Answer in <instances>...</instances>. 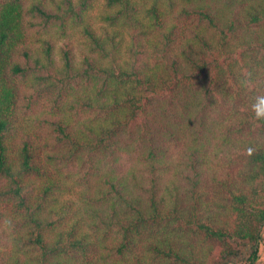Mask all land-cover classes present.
I'll return each mask as SVG.
<instances>
[{
    "label": "trees",
    "instance_id": "trees-1",
    "mask_svg": "<svg viewBox=\"0 0 264 264\" xmlns=\"http://www.w3.org/2000/svg\"><path fill=\"white\" fill-rule=\"evenodd\" d=\"M264 0H0V264H259Z\"/></svg>",
    "mask_w": 264,
    "mask_h": 264
},
{
    "label": "clouds",
    "instance_id": "clouds-1",
    "mask_svg": "<svg viewBox=\"0 0 264 264\" xmlns=\"http://www.w3.org/2000/svg\"><path fill=\"white\" fill-rule=\"evenodd\" d=\"M257 120H264V94L257 95L251 105Z\"/></svg>",
    "mask_w": 264,
    "mask_h": 264
},
{
    "label": "rangeland",
    "instance_id": "rangeland-1",
    "mask_svg": "<svg viewBox=\"0 0 264 264\" xmlns=\"http://www.w3.org/2000/svg\"><path fill=\"white\" fill-rule=\"evenodd\" d=\"M259 264H264V241L261 245V261Z\"/></svg>",
    "mask_w": 264,
    "mask_h": 264
}]
</instances>
